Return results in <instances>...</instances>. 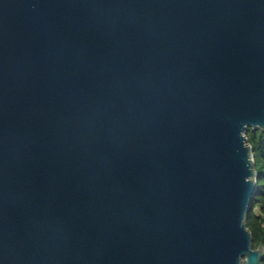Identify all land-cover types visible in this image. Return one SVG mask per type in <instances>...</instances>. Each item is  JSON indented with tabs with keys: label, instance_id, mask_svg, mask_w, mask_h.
<instances>
[{
	"label": "water",
	"instance_id": "obj_1",
	"mask_svg": "<svg viewBox=\"0 0 264 264\" xmlns=\"http://www.w3.org/2000/svg\"><path fill=\"white\" fill-rule=\"evenodd\" d=\"M264 0H0V264H263Z\"/></svg>",
	"mask_w": 264,
	"mask_h": 264
},
{
	"label": "trees",
	"instance_id": "obj_2",
	"mask_svg": "<svg viewBox=\"0 0 264 264\" xmlns=\"http://www.w3.org/2000/svg\"><path fill=\"white\" fill-rule=\"evenodd\" d=\"M246 141L251 147L256 189L246 214V226L252 235L253 248L264 247V132L249 128ZM264 264V259H263Z\"/></svg>",
	"mask_w": 264,
	"mask_h": 264
}]
</instances>
